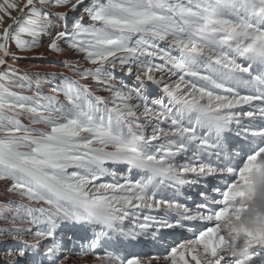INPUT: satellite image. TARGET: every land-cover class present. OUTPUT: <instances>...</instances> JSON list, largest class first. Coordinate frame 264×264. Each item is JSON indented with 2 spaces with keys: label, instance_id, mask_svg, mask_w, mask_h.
<instances>
[{
  "label": "snow or ice",
  "instance_id": "snow-or-ice-1",
  "mask_svg": "<svg viewBox=\"0 0 264 264\" xmlns=\"http://www.w3.org/2000/svg\"><path fill=\"white\" fill-rule=\"evenodd\" d=\"M37 3L51 7L71 4L70 11L75 12L85 0H0V181L11 182L6 193L46 206L4 205L10 211L0 210V221L32 226L0 229V243L8 236L22 245L0 252V257L7 258L4 264H19L29 250L38 251L43 241H51L45 247L47 264H68L70 259L86 256L99 264H200L198 251L210 257L208 264H225L220 252L224 241L217 235V224L229 214L228 205L244 197L249 187L246 176L264 166V0H91L84 9L91 26L84 27L78 20L71 33L62 30L55 35L50 29L56 25ZM12 12L20 15L14 17ZM5 17L12 20L6 27ZM56 19L66 22L67 13ZM43 36L50 37L51 53L62 54L64 44L82 53L90 64L100 65L79 75L103 84L98 90L112 92L114 107L107 108L108 101L67 77L62 87L52 89L65 96L71 106L67 111L57 106L53 96L39 92L26 96L6 87L11 84L21 91L32 88L27 74L6 67L8 59L15 64L25 58L10 51V42L20 53H31L41 46ZM169 38L170 48L161 49L155 43ZM140 57L150 59L145 62ZM153 60L164 64H154ZM118 65L122 71L127 67L128 75L136 66L139 88L125 91L123 82L121 88L109 83L114 76L105 66L115 69ZM197 65H203L205 74ZM157 72L162 74L159 78ZM177 72L183 75L170 83ZM35 75L39 88V74ZM10 77H18L22 83ZM145 82L161 87L167 102L163 97L149 102L143 94ZM240 87L247 94H241ZM133 99L138 102L130 103ZM6 111L12 115H5ZM24 113L30 124H42L50 130L24 127L14 118ZM141 118L146 123H141ZM152 121L158 123L152 125ZM233 124L238 127L231 128ZM147 126L152 128L150 135ZM226 132L244 141L241 150L250 148L252 154L220 199L205 188L204 197L210 199L202 197L198 207L189 211L158 196L171 189L168 195L177 198L185 186L203 187L209 184V177L230 178L233 172L226 161L239 154L232 150L220 158ZM188 152L192 154L185 156L184 163L176 161ZM202 154H215V164L203 162ZM106 164L127 165L129 172L148 175L135 182L123 177V183H97L105 176L117 175ZM69 169L79 171L69 173ZM156 178L159 183H155ZM215 205L223 206L222 210L209 214L208 209ZM153 211H163L164 215L154 216ZM126 221L131 227H124ZM197 222L208 225L206 230L198 228ZM212 222L214 226H209ZM64 226L83 227L92 238L80 241L67 233L58 237ZM165 231H187L195 238L177 242L178 246L167 245L162 236ZM244 237L250 245L249 264H264V230L245 232ZM64 238L71 241L68 247L63 245ZM148 241L154 247L163 245L165 252L141 255L133 251ZM98 248L105 249L103 254Z\"/></svg>",
  "mask_w": 264,
  "mask_h": 264
},
{
  "label": "rangeland",
  "instance_id": "rangeland-1",
  "mask_svg": "<svg viewBox=\"0 0 264 264\" xmlns=\"http://www.w3.org/2000/svg\"><path fill=\"white\" fill-rule=\"evenodd\" d=\"M101 2H105V0H101ZM90 4H91V0H85V4L81 5L75 12L70 11L71 4H68V5L62 6V7H51V6H43V5H40L39 3H37L36 7L37 8H41L42 11H44L50 17H54V18H56L61 13H67L66 22L58 20L60 22V24H61V28L57 32L62 31V30H67L69 33H71L72 28H73V24L76 21H78V20L81 22V24L84 27H89V26L92 25V21L90 20L88 14L84 11V9L86 7H88V6H90ZM13 14L15 16L20 15L19 12H13ZM65 24H66V27H65ZM97 26H99V25H97ZM23 38L24 39H30L29 37H23ZM169 39H171V38H169ZM42 43H45V42H43V37L41 38V45H42ZM155 43L158 44V46L161 49H167V48L171 47L170 40L169 41H155ZM9 46H10V51L11 52L15 53L17 56L25 57L24 59L30 60V61L33 62V64L36 65V66L34 65L33 68L30 67V68H26L25 70H21L19 72V74H25V73L29 72L30 70H35V71H42L43 70L42 66H44V65H42V64H40L38 62L39 59L31 58V57H34V56H36V57L42 56L43 58H51V59H53V58L60 59V60L63 61L62 63H64V65L67 68V70L64 72L66 74H63V76L59 77L60 80H59V78L58 79L57 78L56 79L55 78L54 79L45 78L44 80L40 79V85L42 87L39 86V88H37L36 87V80L37 79H35L33 77H30L28 75L30 77V79L32 80V88H31V90H29V91H21L19 88L15 87L14 85H11V84L6 85V87H8L11 91L17 92L19 94H23V95H26V96H33V94L35 92H39V91H43L44 92L43 88H45V84L48 83V82H54L52 84V89L54 87H62V81L64 80V77H67L69 80L77 81L78 82V86H86V87H88L89 90L92 92L93 96H99V97H102L103 99H105L106 101H108V103L106 105L107 108L114 107V105L111 103V101H112V92L106 91V90H98V89H103L104 88L103 84H96L91 77H89L86 80H83V79L80 78L79 73H82V72H85V71H94L97 67H100V65H98V64L97 65L90 64L87 60H85L84 55L82 53H77L74 50H69V49H67L66 45H64V44L61 45V47L64 49V51H63L62 54H59V55L51 53L50 51H46L43 54L37 53L38 49H40L41 46L38 49H36L35 51L31 52V53H20L16 49L15 44L11 43V42H10ZM172 54L173 55L174 54L177 55L178 52L177 53L173 52ZM119 55H127V54L126 53H119L118 56ZM140 59L145 61V62H147V60L150 59V58L149 57H140ZM153 63L154 64H157V63L159 64L160 63V64L163 65L164 61H162V60H153ZM12 64H13L12 60L8 59L6 67L11 66L12 68H17V64L16 63L13 64V65ZM105 68H106V71H109V72H111L113 74L114 79L111 80L109 83L115 85L116 88H121L122 87L121 82H123L124 85H127V88L124 89L125 91H127V89H133V88H139L140 87L139 82L135 78L136 77V66L135 65H133L132 75H128L127 74V67H125V69L123 71L120 70L119 65L115 69L108 68L107 66H105ZM0 71H2V69H0ZM155 75H156L157 78H159L161 76V73L159 74V72H157V73H155ZM163 75H164L165 80H166V78H169L167 73H164ZM11 78L14 79V80H19L18 77H10V79ZM101 79H105V78L101 77ZM19 83H22V81L19 80ZM145 87H146V91H144L143 94L146 95L149 98V102L152 99L161 98V96H158L157 92L154 91V90L159 89L158 90L159 93H162V91H161L162 88L161 87H158L157 85H154V84H152L150 82H145ZM46 95L47 96H52L53 95L55 100L58 101V105H57L58 107L61 106L62 104H64V105L66 104V106H64L65 107L64 108L65 111L70 109L71 106L68 104L65 96L62 93L61 94H56L54 92L49 93V94L45 93V96ZM133 95H135V94L133 93ZM73 98H75V93H73ZM90 99H91V97H90ZM80 102L82 103L83 101L81 100ZM137 102L138 101L136 99H133L132 101H130V103H132V104H135ZM93 103H95V100H93ZM99 107L104 108L105 105H99ZM137 112H138V114L140 112H142V108L138 109ZM69 114H71V113H69ZM5 115H12V113L6 111ZM14 118H19L21 124L24 127L30 128L33 131H44V132H47V131L50 130L49 128L45 127L42 124H37V125L30 124L29 123V117H28V115L26 113L20 114L18 117H14ZM60 122L63 123L64 121H60ZM140 122L141 123H146L143 118H141ZM154 123L156 124V123H158V121H152V125H155ZM136 131H139V129H136ZM146 131L150 135V133L152 131L151 126H147L146 127ZM21 150L22 151H27V149H21ZM110 150L111 149H109V151ZM119 166H121V168H123L125 170H123L122 172L119 171L120 173L117 172ZM105 167L108 168L110 171L114 170L117 173V175H116L115 178H113L112 176H105L102 181H97V183H100V182L116 183L117 181L120 182V183H123L124 182L123 177H127L130 181L135 182L139 178V172L138 171L132 170L131 172H129L126 167L124 168L123 165L106 164ZM73 171H79V170L78 169H69V173H71ZM142 179H146V177H143ZM156 180H155V183L157 182ZM10 184H11V182L7 181V180L0 181V193H2V195L0 194V196L5 197L6 199H10V201H11V199H13L19 205H26L28 207H46L45 205H42V204L37 205V204H34V203H29V201H27L26 199H22L21 197H19L17 195H14V194H8V193L6 194V188L8 186H10ZM3 192H4V194H3ZM163 193L164 192H161V194H163ZM0 208H1L0 210L6 211V212L10 211L9 209H4L2 206H0ZM144 212H146V210H144ZM157 215L158 216H163L161 214V212L157 213ZM157 215H155V216H157ZM142 218H143V213L141 215V220H142ZM5 222L6 221H0V229H11L13 227H20V228H25L26 229V228H31L32 227L30 224H27V223L16 222L14 224H10V223L6 222L7 223L6 224ZM207 226L208 225L205 224V225H201L200 227L198 226V228L206 230ZM209 226H211V224ZM124 227H126V228L131 227V223L126 221ZM33 231H35L34 228H33ZM61 233L70 234L75 239H78L80 241H84L86 239H91L92 238L91 232H89L87 229H85L83 227L70 228L68 226H64L57 232V236L59 237L61 235ZM182 233H183V231H179L178 234L182 235ZM197 233L198 232H196V234ZM179 235H177V236H179ZM165 238L167 239V236H165ZM191 238L194 239L195 236H190V239ZM2 239L4 241H6V242L5 243H0V252L6 251L5 250L6 247H4V246L7 245L8 243H12L11 238L8 237V236L3 237ZM168 240L170 242L167 243V245H177L178 246L177 242H179V241H177V239H170L169 238ZM50 243H51V241H46L45 244L48 245ZM180 243H182V242H180ZM70 244H71V241H69L66 238L63 239V245L65 247H68ZM46 245H44V243H41L40 246H39V250L35 251V252H33L32 250H29L27 256L25 258L19 260V264H33V262H35V264H41V262H43V264H47L46 257L44 256ZM13 246L16 247V248H19V245L17 243L13 244ZM104 250H105L104 248H98L97 249V251L100 254H103ZM165 250L166 249H165V247L163 245H158V246L154 247L152 245V243L150 241H148V242L145 243V245L142 248H137V249H134L133 251H137L141 255H151L153 253H164ZM68 264H99V262L94 260V259H92L91 256H86V257H84L82 259H77V258L70 259L68 261Z\"/></svg>",
  "mask_w": 264,
  "mask_h": 264
},
{
  "label": "bare ground",
  "instance_id": "bare-ground-1",
  "mask_svg": "<svg viewBox=\"0 0 264 264\" xmlns=\"http://www.w3.org/2000/svg\"><path fill=\"white\" fill-rule=\"evenodd\" d=\"M12 16L15 17V15L13 14V12L11 13ZM52 23L54 25H56L54 28L50 29L52 35H55L57 33V31L61 28V24L60 22L54 18V17H50ZM12 20L8 19V18H4V27H6L8 24H11ZM170 40V39H169ZM43 42L42 43L40 49H38L37 53H41L43 54L44 52L48 51V44L50 43V37L49 36H43ZM168 44V43H167ZM10 47V46H9ZM177 53V52H176ZM37 55V54H36ZM175 55V54H174ZM178 55V54H177ZM32 58V57H31ZM60 58V57H59ZM77 59V58H76ZM10 62V61H9ZM40 64L44 65L42 66V71H35V70H30L29 72L25 73L27 75H29L30 77H33L35 79H37V76L35 74H39V79H45V78H50V79H58L59 77L63 76L64 73L67 68L64 65V63H62L63 61L60 59H56V58H43V59H39L38 61ZM238 62H242V63H247L244 61H240L238 59ZM11 64V63H10ZM17 64V69H19V72L21 70H25L26 68H33L35 64H33L32 61L30 60H26V59H19L16 62ZM74 64V63H73ZM158 64V63H157ZM160 64V63H159ZM13 65V64H12ZM162 65V64H161ZM36 66V65H35ZM65 66V67H64ZM197 69L202 73L205 74L206 69H204L203 65H197L196 66ZM213 68L217 67L215 64L212 65ZM27 71V70H26ZM70 72V71H69ZM23 73V72H22ZM74 73V72H73ZM160 74V73H159ZM69 75V74H68ZM162 75V74H161ZM183 75L182 73L177 72L175 76H172L170 79V83H174L177 80H179L180 76ZM65 78V77H64ZM12 79V78H11ZM169 78H166V80H168ZM184 79L186 81H191L192 78L191 77H184ZM14 80V79H13ZM60 80V78H59ZM32 81V80H31ZM56 81V80H55ZM62 81V80H61ZM17 83H19V80H16ZM194 83L197 84V86H202L205 88H209L210 86L208 85H203L202 82L200 81H193ZM54 82H48L45 84V88L44 92L43 91H39V93L45 95V93L49 94L52 93V84ZM229 86L232 87H236L234 84H231V82H228ZM132 84V83H131ZM43 85V84H42ZM55 85V84H54ZM53 85V86H54ZM41 86V85H40ZM42 87V86H41ZM157 90H154L155 92H157L158 96H161V98L163 97L165 99V102H167V97H165V94L163 93H159ZM213 92H216L218 90L216 89H210ZM241 94H247V90L244 89L243 87H240L237 89ZM47 96V95H46ZM53 96V95H52ZM64 103V102H63ZM61 106H63V108H65L64 106H66V104H62ZM68 106V105H67ZM67 110V109H66ZM155 124V123H154ZM164 127H166V125H164ZM231 128L236 129L238 126L233 124L230 125ZM152 129V128H151ZM151 134V133H150ZM224 137L225 139L222 141V143L224 144V148L221 151V155L220 158L223 159V154L231 152L232 150H235L239 155H237L236 157H232L231 159L227 160V164L229 166V168L232 170L233 175L230 178H225V179H214L212 177H209V184H205L203 187L199 186V185H189V186H185L180 190V196L179 197H172L170 195H168V193H171V189H166L164 190L163 194L159 193L158 196L162 197L165 201H169L172 200V202H176L179 203L180 206L185 207L187 210L192 211L195 210L198 207V202L201 201V198L204 197V191L205 188H207L213 196L216 197V199H220L222 196V192L225 191L228 187V185L232 184L233 182H235L236 179V173L239 172V169L242 167L244 160L247 158L248 155L252 154V150L250 148H245L243 150H241L240 145L244 144L245 142L240 140L239 137H237L233 132H226L224 133ZM159 143V142H157ZM149 151L154 152L155 149H150ZM191 152L185 153L181 156L176 157V161L179 163H184L185 162V156L186 155H191ZM201 160L203 162L209 163L211 165H214L216 160H217V156L214 154L212 156H208L207 154H202L201 155ZM124 168H127V165H123ZM114 169V168H113ZM125 169L121 168V166H119L118 171H123ZM135 171V170H134ZM120 173V172H119ZM135 175V174H134ZM148 173H142L139 172V178L138 180L142 179L143 177H147ZM189 178L190 175H189ZM157 182L159 183V178H156ZM2 195V193H0ZM4 194V192H3ZM7 194V193H6ZM5 194V195H6ZM4 196V195H3ZM15 198V197H14ZM205 199H210V197H204ZM21 203V202H20ZM4 205H19L16 203V201H14L13 199H6L5 197L0 196V206H4ZM221 205H215L212 208L208 209V213L211 215H214L216 211L222 210ZM4 208V207H3ZM1 209V208H0ZM10 210V209H9ZM148 210H146L147 212ZM6 212V211H5ZM161 212L162 215H164L163 211H153L151 214L152 215H157V213ZM169 218L172 219L173 221L175 220V216L173 214H168ZM158 216V215H157ZM4 223V222H3ZM6 223V222H5ZM7 224V223H6ZM200 227L201 224H199L197 222V227ZM211 226H214V222L211 223ZM178 232H170V231H165L162 236H163V240L165 242V244L169 243L170 241L168 240L170 239H177V241L182 242V243H187L190 240V236H194L193 233H189L187 231H183L182 235H179ZM198 234V233H197ZM179 235V236H177ZM165 236H167V239L165 238ZM177 237V238H176ZM192 239V238H191ZM151 242V241H150ZM42 243H44V245H46V241H43ZM13 244H16L15 242L12 241V243H8L7 245H5L4 247L5 250L8 249H12L14 246ZM19 247H21L22 245L18 244ZM16 247H14L13 249H15ZM4 252V251H2ZM145 252V251H144ZM0 264H4V257H0Z\"/></svg>",
  "mask_w": 264,
  "mask_h": 264
},
{
  "label": "clouds",
  "instance_id": "clouds-1",
  "mask_svg": "<svg viewBox=\"0 0 264 264\" xmlns=\"http://www.w3.org/2000/svg\"><path fill=\"white\" fill-rule=\"evenodd\" d=\"M246 182L249 187L244 190V197L231 202L229 214L217 224V235L224 241L220 252L225 264H249L251 251L244 233L264 230V166L250 172ZM197 255L200 264H208L209 256L202 251Z\"/></svg>",
  "mask_w": 264,
  "mask_h": 264
}]
</instances>
